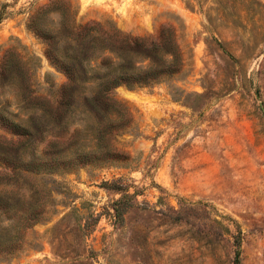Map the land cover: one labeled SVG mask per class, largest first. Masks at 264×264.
I'll list each match as a JSON object with an SVG mask.
<instances>
[{
  "label": "rangeland",
  "instance_id": "1",
  "mask_svg": "<svg viewBox=\"0 0 264 264\" xmlns=\"http://www.w3.org/2000/svg\"><path fill=\"white\" fill-rule=\"evenodd\" d=\"M55 1L77 24L155 39L169 27L182 65L152 88L114 90L131 114L121 158L42 175L52 205L0 264H86L82 250L92 264H264V0H0V106L23 124L17 75L28 69L38 93L65 82L28 28Z\"/></svg>",
  "mask_w": 264,
  "mask_h": 264
},
{
  "label": "trees",
  "instance_id": "2",
  "mask_svg": "<svg viewBox=\"0 0 264 264\" xmlns=\"http://www.w3.org/2000/svg\"><path fill=\"white\" fill-rule=\"evenodd\" d=\"M49 13L58 16L55 29L46 24ZM28 28L44 46L49 63L65 82L56 90L38 93L28 69L20 72L17 88L26 121L11 118L0 106V259L16 257L25 235L43 219L52 205L42 175L85 165H111L121 158L116 137L131 124L128 107L114 90L149 89L167 82L182 65L169 27L159 36H130L109 23L77 24L66 1L39 8ZM11 74L8 54L0 65V86ZM74 122V123H73ZM74 126L69 130V126ZM80 123L85 125L82 130ZM91 145L85 146L86 134ZM41 145V154L34 150ZM61 150H91L67 157ZM116 213V212H115ZM7 221L6 227L2 223ZM7 230V231H6ZM92 252L75 253L86 264Z\"/></svg>",
  "mask_w": 264,
  "mask_h": 264
}]
</instances>
